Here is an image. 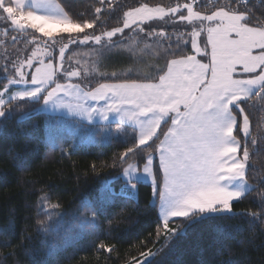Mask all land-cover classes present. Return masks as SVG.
Here are the masks:
<instances>
[{
	"label": "snow or ice",
	"instance_id": "1",
	"mask_svg": "<svg viewBox=\"0 0 264 264\" xmlns=\"http://www.w3.org/2000/svg\"><path fill=\"white\" fill-rule=\"evenodd\" d=\"M249 3L250 0H232L230 6L201 11L198 6H203V0L156 5L145 2L118 17L115 13L119 5L114 6V0H99L100 7L95 8L91 18L71 19L52 0H0V28L5 35L16 33L12 37L15 43L20 34H26L31 36L30 43L36 45L31 55L6 62L3 67L7 83L0 89V130L12 116L13 101L38 106L31 111L48 105L66 108L88 121L96 115L107 121L109 114L115 113L119 124L127 122L139 128L131 145L111 165L122 169L125 187L116 193L112 183L105 182L95 201L81 202L83 212L76 217L82 228H95L99 218L97 203L108 207L118 195L126 193L133 198L138 185L150 177V197L144 209L155 214L156 236H163L165 243L156 250L140 251L139 257L132 256L127 264H151L164 248L174 249L194 226L206 219L237 215L233 213L234 204L253 190L248 182L250 119L243 105L254 98L264 101V19L255 18ZM261 5L264 6V0ZM105 11L118 20V26L96 34ZM260 16L264 18V12ZM154 21H163L174 28L185 26L195 54H180L183 50L180 42L173 47L164 25L157 26ZM41 25L51 26L53 32L46 34ZM64 26L75 30H62ZM129 32L143 34L145 41L151 39L162 45L164 54L172 58L143 79L121 80L116 72L102 73L106 82L88 91L77 83L57 81L58 72L67 79L81 76L79 70L68 71L63 67L70 46L96 45L97 53L104 56L118 46L115 37L128 39ZM164 39L169 42L164 44ZM181 39L184 45L189 42L183 36ZM58 41L66 42L59 48V61L53 63L49 49ZM135 43L131 41L129 50L135 51L131 47ZM32 68L34 72L26 70ZM14 86L21 90L12 91ZM61 93L66 99H61ZM87 100L104 103L102 107L85 106L82 101ZM28 116L29 112H24L20 119ZM47 140L49 147L56 143L51 131ZM250 143L255 146L257 140L252 138ZM146 149H151L146 161L129 162ZM57 207L44 203L36 209L37 215L47 217L37 221V231L54 239L60 227L59 217L63 215L60 213L56 218L50 215ZM238 215L250 216L253 221L264 219V202L260 212ZM99 248L115 250L104 243ZM47 251L54 254L55 245Z\"/></svg>",
	"mask_w": 264,
	"mask_h": 264
},
{
	"label": "trees",
	"instance_id": "2",
	"mask_svg": "<svg viewBox=\"0 0 264 264\" xmlns=\"http://www.w3.org/2000/svg\"><path fill=\"white\" fill-rule=\"evenodd\" d=\"M54 1L71 19L91 18L95 8L100 7L99 0ZM145 2L156 5L176 0H114V6L119 5L115 15L122 17L123 11ZM231 4L232 0H203L198 10H215ZM248 7L255 18L264 19L260 16L264 12L261 0H250ZM100 23L96 34L118 26V20L107 11L101 15ZM153 23L164 25L163 21ZM164 27L173 47L179 41L183 48L180 54L191 55L185 26L174 28L168 24ZM14 35L17 34L5 35L0 30V89L7 83L3 71L6 62L24 59L32 48L31 36L20 34L13 43ZM142 36L129 32L128 39L115 37L118 46L104 56L97 53L99 46L96 45L70 46L65 52L63 66L68 71L79 70L81 76L57 81L78 83L89 90L106 82L101 76L105 72H116L121 80L153 75L172 56L164 54L162 45L151 39L145 41ZM182 36L189 40L187 45ZM132 40L136 41L131 45L135 51L129 50ZM168 42L164 39V44ZM8 68L11 69V63ZM243 106L250 119L248 182L253 190L234 204L233 213L237 215L223 214L206 219L194 226L174 249L164 248L151 264H264V219L253 221L250 216L238 215L260 212L264 202V184H261L264 180V101L254 98ZM10 107L12 116L4 121L0 130V264H127L132 256L139 257L140 251L164 246V237L156 236L155 214L144 209L150 197V186L146 184L138 185L135 198L118 195L108 207L97 203L99 218L95 228L86 230L76 219L83 212L81 202L95 201L105 182L110 181L116 193L124 185L119 178L122 169L111 165L133 142L134 129L111 125L107 144L76 145V132H84L81 123L71 118L36 113L31 109L38 106L27 102L13 101ZM24 112H29V116L22 120L20 116ZM49 131L56 138L51 147L47 146ZM252 138L257 140L255 146L250 143ZM148 151L151 149L131 157L129 162L146 161ZM44 203L58 205L50 213L53 218L63 213L55 239L37 231V221L47 219L36 211L38 205ZM101 243L114 246L115 250L104 251L99 248ZM53 245L55 252L49 255L47 250Z\"/></svg>",
	"mask_w": 264,
	"mask_h": 264
},
{
	"label": "rangeland",
	"instance_id": "3",
	"mask_svg": "<svg viewBox=\"0 0 264 264\" xmlns=\"http://www.w3.org/2000/svg\"><path fill=\"white\" fill-rule=\"evenodd\" d=\"M208 1H218V0H208ZM52 3L54 5H58L54 0H52ZM37 11H51V10L50 9L49 10L37 9ZM63 14H64V12H63ZM40 28H41V31L45 32L46 34H51L53 32V28L51 26L41 25ZM0 30L3 32V34H5V30L3 28H0ZM58 30H60V29H58ZM62 30L72 31L75 29H73L71 26H64V28ZM57 40H59L58 37H57ZM61 42H63V41H58L52 48L49 49V51L53 53V55L50 57V59L53 61V63H57L59 61V58H60L59 48L61 46ZM35 47H36V45L32 44V48L30 50L29 55H31V53L35 49ZM42 49H43V43L41 42V50ZM193 54H195V53L192 51L191 55H193ZM46 62H47V60H46ZM26 70L34 72L35 68H32L30 70L26 69ZM56 78H57V80H59V79H63L66 77L62 73L58 72ZM29 80H30V76H29ZM59 83L66 84L67 82H59ZM71 83H73V82H71ZM81 88L84 91H88V89H85L82 86H81ZM19 90H21L19 87L14 86L12 88V91H19ZM89 90H91V89H89ZM9 94H11V93H9ZM60 95H61V99H66L62 93ZM82 103L85 106H101L102 107L104 102L101 101L98 103L96 101L87 100V101H82ZM41 104H42V101H41ZM36 113H42L45 115L58 116V117H64V118H71V119H74V121L81 123L82 127H80V128H83L84 132H80V131L76 132V135L78 138L77 141H75L76 145H77V143L78 144H101V145L107 144L109 139H110V134H111V127L110 126L111 125L129 126L135 130L136 136L139 133V128L132 125V124H129L127 122H125L124 124H119L118 117L116 116L115 113H110L109 119L107 121L101 120L99 115L94 116L92 121H88L87 119L82 118L81 116H77V115H73V114L69 113L66 108H54L51 105H48L45 107H40L39 110L36 111ZM80 130H82V129H80ZM157 163H158V161H157ZM133 164H135V163H133ZM140 167H141V169L143 168V166H140ZM119 178L123 181L124 185L120 188L118 193H120L121 189L125 187V180H126V178L123 177L121 174H120ZM150 182H151V178L149 177V179L147 181L140 183V184H146V185L150 186ZM124 196L129 197V195L127 193L124 194ZM135 196H136V193H135L133 198H135Z\"/></svg>",
	"mask_w": 264,
	"mask_h": 264
},
{
	"label": "crops",
	"instance_id": "4",
	"mask_svg": "<svg viewBox=\"0 0 264 264\" xmlns=\"http://www.w3.org/2000/svg\"><path fill=\"white\" fill-rule=\"evenodd\" d=\"M68 83H71V82H68Z\"/></svg>",
	"mask_w": 264,
	"mask_h": 264
}]
</instances>
